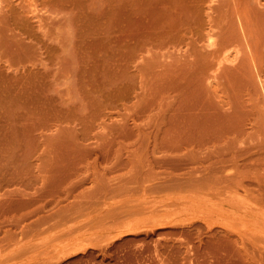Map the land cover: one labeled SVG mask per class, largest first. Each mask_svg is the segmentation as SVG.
<instances>
[{
  "label": "rangeland",
  "instance_id": "rangeland-1",
  "mask_svg": "<svg viewBox=\"0 0 264 264\" xmlns=\"http://www.w3.org/2000/svg\"><path fill=\"white\" fill-rule=\"evenodd\" d=\"M9 3L0 264H264V0Z\"/></svg>",
  "mask_w": 264,
  "mask_h": 264
},
{
  "label": "bare ground",
  "instance_id": "bare-ground-1",
  "mask_svg": "<svg viewBox=\"0 0 264 264\" xmlns=\"http://www.w3.org/2000/svg\"><path fill=\"white\" fill-rule=\"evenodd\" d=\"M1 1H3V0H1ZM9 1H10V0H7V7H10V8H7V7H6V5H5L6 2H4V1H3L4 5H3V3L1 2V6H0L2 9H3V7H6V9H5V8H4V9L6 10V13L8 14V16H9V12H11L10 15L12 14V12H15V13L17 12L16 9H12V6H13V5L10 6ZM11 4H12V2H11ZM2 6H3V7H2ZM1 8H0V12H1L0 15H1L2 12L4 11V9L1 10ZM13 8H14V7H13ZM7 9H12V10H14V11H12V10L10 11V10H9V12H7V11H8ZM4 13H5V11H4ZM6 13H5V14H6ZM15 13H14V14H15ZM7 14H6V16H4V14H2V15L0 16V20L4 19V20L8 23V21H7V20H8V18H7L8 16H7ZM14 14H12V15H14ZM18 14L21 15L19 12L16 13L15 15H18ZM35 15H37L36 17L39 16L38 14H35ZM14 17H15V18H14ZM14 17H13L14 19L18 18V17H16V16H14ZM41 18H42V17H40V20H41ZM14 19H10V18H9V20H12V21H13ZM18 19H20V16H19ZM18 19H16V20H18ZM22 19H24V18L22 17ZM20 20H21V19H20ZM5 21L2 20V23H3V24H2L1 21H0V23H1L2 25H4V27L0 26L1 28H5V26H7V24H6ZM14 21H15V20H14ZM14 21H13V22H14ZM21 21H22V20H21ZM4 22H5V23H4ZM22 22H23V23H24V22L26 23V22H28V21L26 20V21H22ZM22 22H21V24H20V22H17V23L20 24L19 26H21V25H25V23L22 24ZM9 23H10V22H9ZM9 23H8V26H9V27L7 26V27L5 28V31H6L7 28H8L7 30H9V28H10ZM11 23H12V22H11ZM1 24H0V25H1ZM5 24H6V25H5ZM13 24H14V25H12V26H14V27H16V28H19V26L16 25V22L13 23ZM29 24H30V23H29ZM14 27H12V30L10 29L9 31H13V28H14ZM24 27H25V26H24ZM1 28H0V29H1ZM16 28H14V29H15L14 31H16ZM24 29H25V28H24ZM27 29H28V27H26V30H23L22 32H23V33H26V32L28 31ZM30 29H31V25H30V27H29V30H30ZM3 30H4V29H3ZM18 30H19V29H18ZM20 30H21V29H20ZM20 30H19V31H20ZM31 30H32V29H31ZM24 31H25V32H24ZM22 32H21V33H22ZM14 33H15V32H14ZM17 33H19V32H17ZM21 33L18 34V36H19L20 38L23 37V36L21 35ZM28 34H29V33H28ZM30 34H31V32H30ZM12 35H14V34H12V32H11V36H12ZM20 35H21V36H20ZM26 35H27V34H26ZM16 36H17V35H16ZM16 36H14L13 38H14V39L16 38L15 40L17 41L18 36H17V37H16ZM20 38H18V39L20 40ZM23 38H24V37H23ZM23 38H21L22 41H23ZM0 39H1V38H0ZM210 39H212V38H210ZM0 42H1V40H0ZM20 42H21V41H20ZM211 42L213 43V41H211ZM211 42H210V43H211ZM17 43H18V41H17ZM1 45H2V44H1ZM209 45H210V44H209ZM211 45H212V44H211ZM1 47H2V46H1ZM3 48H4V46L2 47V50H3ZM7 50H8V49H7ZM4 51H5V50H4ZM0 52H1V51H0ZM2 54H3V53H2ZM4 55H5V53H4ZM220 55H221V57H222V52L219 54V56H220ZM226 55L229 56V54H226ZM226 55H225V57H226L225 60L230 59V58H228V56H226ZM2 56H3V55H2ZM2 56H1V54H0V59L3 58ZM221 57H218V58H217V61H220L221 59H224V58H225L224 56H223L224 58H221ZM219 58H221V59L219 60ZM231 59H232V62H233V58H231ZM234 59H235V57H234ZM220 62H221V61H220ZM217 63H218V62H217ZM215 64H216V63H215ZM219 64H220V63H219ZM219 64H218V65H219ZM216 65H217V64H216ZM259 77H260V76H259ZM261 83H263V81H261ZM132 229H133V228H129V229L126 230V232L129 233V231H131ZM134 231H135V230H134Z\"/></svg>",
  "mask_w": 264,
  "mask_h": 264
}]
</instances>
